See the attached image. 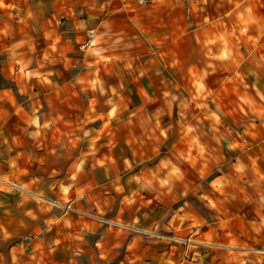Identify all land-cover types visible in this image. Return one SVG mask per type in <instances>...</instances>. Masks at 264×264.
<instances>
[{
    "label": "crops",
    "instance_id": "crops-1",
    "mask_svg": "<svg viewBox=\"0 0 264 264\" xmlns=\"http://www.w3.org/2000/svg\"><path fill=\"white\" fill-rule=\"evenodd\" d=\"M202 3L0 0V264H264V0L217 68Z\"/></svg>",
    "mask_w": 264,
    "mask_h": 264
},
{
    "label": "rangeland",
    "instance_id": "rangeland-1",
    "mask_svg": "<svg viewBox=\"0 0 264 264\" xmlns=\"http://www.w3.org/2000/svg\"><path fill=\"white\" fill-rule=\"evenodd\" d=\"M194 2H197V0H193ZM228 0H205V3H202L203 7V17L204 19H217L221 20V26L219 28L220 30V46L226 47L227 45L232 48L236 45V47H239L241 43V34L244 33V28L240 29L237 24L236 26H233V18L234 14L232 11L228 10L227 7ZM245 34V33H244ZM222 36H225V39H222ZM212 44V42H209ZM235 43V45H234ZM225 53H221V55H218V52H215L214 54H211V51L213 50L211 46H209V66L211 68H217L222 66V64H225L228 60V49L225 48ZM225 54V55H223ZM213 77L220 78V82L227 81V78L223 75H213Z\"/></svg>",
    "mask_w": 264,
    "mask_h": 264
},
{
    "label": "built area",
    "instance_id": "built-area-1",
    "mask_svg": "<svg viewBox=\"0 0 264 264\" xmlns=\"http://www.w3.org/2000/svg\"><path fill=\"white\" fill-rule=\"evenodd\" d=\"M140 1H143V0H140ZM55 203H57L59 205H62L65 208H71V206H69L68 204H64V203H60V202H55ZM97 217L99 219H101L103 222H106L108 224L120 225V226L128 227L127 225L122 224L120 222H117L115 220H112V219H110L108 217H100V216H97ZM145 232H147V231H145ZM149 233H153L154 235H158V236L169 238L170 240L175 241V242H189L190 241L189 238H184V237H181L179 235L170 234V233H155V232H149Z\"/></svg>",
    "mask_w": 264,
    "mask_h": 264
}]
</instances>
